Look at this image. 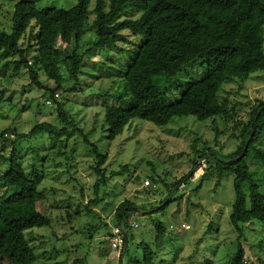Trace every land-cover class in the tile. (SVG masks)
I'll return each instance as SVG.
<instances>
[{
  "label": "rangeland",
  "instance_id": "rangeland-1",
  "mask_svg": "<svg viewBox=\"0 0 264 264\" xmlns=\"http://www.w3.org/2000/svg\"><path fill=\"white\" fill-rule=\"evenodd\" d=\"M34 1L38 7L50 4L69 7L76 0ZM0 3V27L8 29L12 2L0 0ZM94 3L95 0H90L86 24L93 18ZM139 13L140 10L129 8L118 19L135 18ZM257 32L264 49V23ZM94 37L89 25L81 39L83 50ZM22 44L26 45V38ZM136 48V45L128 47L121 56L123 59L114 51L92 50V57L84 56V67L76 81L63 71V85L73 86V90H56L59 93L56 98L81 129V133L70 138L39 134L15 139L13 128L18 134L39 122L58 125V105L49 90L31 82L26 67L15 71L9 64L0 73V132L7 130L5 136L0 135V174L8 166V158L4 157L15 148L26 174L34 179L33 171H37L43 176L37 186L42 194L38 209L51 220L49 225L25 231L35 254L31 264H72L73 260L82 264H143L145 244L154 253L151 264H229L237 242L242 245L248 263L264 264V226L253 220L244 224L243 235L238 236L229 221L234 200L233 175L222 165L210 166L217 161L215 157L231 159L242 143L243 125L259 100L264 101V72L224 84L219 97L221 101L226 99L229 110L226 117L216 115L199 120L192 115L174 116L164 125L135 118L121 134L109 139L103 109L112 99L104 94L120 90L121 72ZM9 58L16 56H5L0 50V66ZM27 60L33 59L27 56ZM204 74L205 68L198 64L185 67L166 83L165 101H176L188 82ZM38 78L49 88L55 87V82L40 70ZM47 98L52 102L45 103ZM254 145L262 156L251 149L246 162L264 193V122ZM92 146L106 154L102 165L106 183L98 193L93 190L96 176L92 169L95 163ZM207 149L209 153L198 160ZM196 160L188 177L171 188ZM145 178L148 185H144ZM125 199L133 205L121 220L127 228V246L120 252L110 246L108 234L116 224V207ZM134 222L137 226L132 225ZM181 223L189 227H181ZM157 224L163 229L156 240ZM0 264L6 262L0 260Z\"/></svg>",
  "mask_w": 264,
  "mask_h": 264
},
{
  "label": "trees",
  "instance_id": "trees-1",
  "mask_svg": "<svg viewBox=\"0 0 264 264\" xmlns=\"http://www.w3.org/2000/svg\"><path fill=\"white\" fill-rule=\"evenodd\" d=\"M4 1L12 2V10L10 27H0V50L5 56L16 58L4 60L0 73L9 64L15 71L21 66L26 67L31 82L49 90L51 99L58 105V125L39 122L27 132L18 134L13 128L11 133L15 139L33 138L39 134L70 138L77 132L81 133L56 98L59 95L56 90H73V86L63 85V71L73 80H78L84 67V56L92 57L94 49L114 51L121 57L128 47L137 46L130 63L121 72L120 90L104 94V97L112 99V103L103 109L109 139L121 134L135 118L164 125L174 116L192 115L199 120L216 115L226 117L229 115L226 99L221 101L219 97L224 84L245 80L255 72H264V49L257 32L264 23L263 0H95L93 18L88 24L90 0H76L69 7L54 4L38 7L34 0ZM129 8L140 10L139 15L118 19ZM89 25L95 37L83 50L81 39ZM138 36L142 39L138 40ZM25 38L26 45L23 46ZM27 56H31L32 62L27 60ZM194 64L205 68L204 76L188 82L176 101L166 102V83L175 79L185 67ZM39 70L55 82L54 88L39 80ZM263 122L264 101L259 100L250 112L248 122L243 125L242 143L232 153V158L241 156L230 163L210 156L217 160L211 167L222 165L233 175L234 200L229 221L238 236L243 235L244 224L253 223V220L264 226V193L259 190L246 162L251 149L262 156L254 144L261 135ZM6 133L7 130H2L0 135L3 137ZM209 151L207 149L200 154L198 160ZM91 152L94 154L92 169L96 176L93 190L98 193L106 183L102 168L106 154L100 153L96 146H92ZM4 158H8V166L0 174V260L6 264H31L35 254L25 231L51 222L49 216L38 209L42 194L37 191V186L43 176L33 171L35 178L29 177L16 156L15 148ZM196 163L197 160L171 188L184 181ZM132 205L126 199L120 202L115 211V225L126 218ZM156 228L157 240L163 228L160 224ZM142 248L143 264H151L153 250L147 244ZM234 249L229 264H251L244 259L240 242ZM72 264L82 263L73 260Z\"/></svg>",
  "mask_w": 264,
  "mask_h": 264
},
{
  "label": "built area",
  "instance_id": "built-area-1",
  "mask_svg": "<svg viewBox=\"0 0 264 264\" xmlns=\"http://www.w3.org/2000/svg\"><path fill=\"white\" fill-rule=\"evenodd\" d=\"M55 96L57 94H54ZM46 103H50V100L47 99ZM149 184V180L147 178H145L144 180V185H148ZM133 226H137V223H132ZM181 227L184 228H188L189 225L186 223H181L180 224ZM127 231V228L125 227V224L123 225L121 222L117 225L112 226L110 233L108 235V239L110 242V246L117 249L118 251L121 252V250H125L124 246H125V239L123 236V232Z\"/></svg>",
  "mask_w": 264,
  "mask_h": 264
},
{
  "label": "water",
  "instance_id": "water-1",
  "mask_svg": "<svg viewBox=\"0 0 264 264\" xmlns=\"http://www.w3.org/2000/svg\"><path fill=\"white\" fill-rule=\"evenodd\" d=\"M244 149H246V146H244ZM240 156H237L236 158H231V159H228V160H222V161H224L225 163H230V162H233L234 160L238 159ZM219 160H221V159H219ZM123 236H124V239H125V246H124V249H125L126 246H127V231L123 232Z\"/></svg>",
  "mask_w": 264,
  "mask_h": 264
}]
</instances>
